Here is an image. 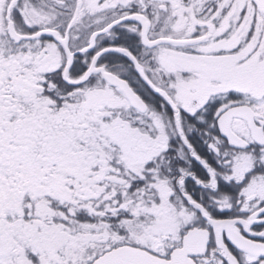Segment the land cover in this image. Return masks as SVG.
I'll return each mask as SVG.
<instances>
[{
    "label": "snow or ice",
    "instance_id": "obj_1",
    "mask_svg": "<svg viewBox=\"0 0 264 264\" xmlns=\"http://www.w3.org/2000/svg\"><path fill=\"white\" fill-rule=\"evenodd\" d=\"M0 264H264V0H0Z\"/></svg>",
    "mask_w": 264,
    "mask_h": 264
}]
</instances>
